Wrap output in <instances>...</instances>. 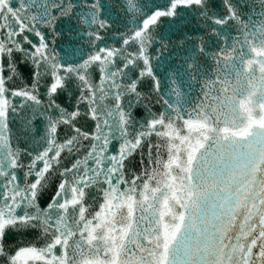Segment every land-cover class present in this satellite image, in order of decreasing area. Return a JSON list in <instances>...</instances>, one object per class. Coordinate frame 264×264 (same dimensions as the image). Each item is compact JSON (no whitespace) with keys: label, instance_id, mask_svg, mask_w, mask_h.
<instances>
[{"label":"snow or ice","instance_id":"obj_1","mask_svg":"<svg viewBox=\"0 0 264 264\" xmlns=\"http://www.w3.org/2000/svg\"><path fill=\"white\" fill-rule=\"evenodd\" d=\"M0 264H264V0H0Z\"/></svg>","mask_w":264,"mask_h":264}]
</instances>
